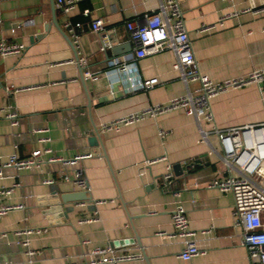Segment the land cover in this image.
Listing matches in <instances>:
<instances>
[{"label":"crops","instance_id":"1","mask_svg":"<svg viewBox=\"0 0 264 264\" xmlns=\"http://www.w3.org/2000/svg\"><path fill=\"white\" fill-rule=\"evenodd\" d=\"M178 1L203 74L221 82L264 70V0ZM159 3L83 0L70 15L73 23L81 24L74 43L55 0H0V36L26 47L21 56L0 58V163L15 153L30 158L45 136L51 141L43 146L54 156L70 160L94 154L77 166L50 163L49 155L33 169L0 165V188L20 184L0 206H24L0 217V264H27L18 243V232L26 228L46 230L31 238L32 248L41 252L34 259L37 264H82L84 254L95 247L141 253L139 243L150 264H251L235 223L234 195L208 188L229 172L218 153L201 141L192 116L173 111L126 126L120 133L102 131L103 124L187 92L173 70L174 54L165 51L137 62L136 78L159 80L146 91L129 92L117 73L102 74L96 82L81 78V68L104 72L108 60L130 57L134 47L125 22L156 11ZM98 18L105 22V33L91 29ZM66 36L86 66L75 61ZM10 86L19 91L8 94ZM7 106L18 113L17 126L5 117ZM211 106L220 130L263 124L264 79L219 94ZM94 125L107 158L100 144H90ZM205 128L212 130L213 124ZM36 129L48 132L37 134ZM210 144L219 149L216 134L210 135ZM168 165L175 175L172 191L162 186ZM77 167L85 172L91 199L61 205L63 194L81 191L72 181ZM49 179L54 182L44 184ZM178 202L186 209L201 250L189 262L180 258L184 240L174 236L171 220ZM53 205L56 212L50 209ZM93 217L97 220L84 222Z\"/></svg>","mask_w":264,"mask_h":264},{"label":"built area","instance_id":"2","mask_svg":"<svg viewBox=\"0 0 264 264\" xmlns=\"http://www.w3.org/2000/svg\"><path fill=\"white\" fill-rule=\"evenodd\" d=\"M63 13L64 27L70 34L74 43L78 40L80 23H73L71 13L83 0H55ZM159 7L152 13H146L140 19H130L125 22V27L133 44V53L125 59L108 60L105 71L86 70L84 78L96 82L102 74L111 75L117 73L122 81L127 84L129 92L146 91L159 83L158 78L141 81L136 78L137 62L148 56L170 51L175 56L173 70L178 78L187 85V92L177 98H173L167 104H160L146 108L141 112L118 118L102 125V131L120 133L126 126L134 125L147 118L159 116L173 111H183L192 116L197 123L200 139L209 144L212 151L217 152L221 161L229 172L226 178H216L208 184V188L219 189L221 192H231L235 199V223L242 232V244L247 249L251 258V264H264V123L238 128L220 130L215 124L211 101L213 98L230 89H240L264 79V70L251 74L228 79L221 82L211 80L200 70L196 59L193 44L187 31L184 15L178 0H159ZM264 11V8L263 10ZM89 13L88 11L86 12ZM93 32L105 33V22L102 18L92 21ZM15 29L12 30L14 34ZM107 46L101 48L106 50ZM26 47L22 43H9L0 36V58L7 56H21ZM78 64L86 66L84 58L79 59ZM190 85H195L191 88ZM8 94L18 92L19 89L10 86L6 89ZM5 117L14 126L19 124L18 113L11 106L3 108ZM205 124H213L212 130H207ZM37 134L48 132L46 129H36ZM216 134L219 139V149L210 144V135ZM166 132L161 131L160 136L166 137ZM48 136L39 138L40 147L34 150L30 158H20L18 154H12L8 160L1 162L3 168L33 169L42 163V156L49 155L50 163H62L66 166H77L79 161L90 159L93 153L78 154L73 159L52 155V150L44 147L50 142ZM160 160V159H159ZM159 160H154L158 162ZM1 173V172H0ZM73 183L81 190L88 191V182L85 172L76 168L72 177ZM52 179L45 180L44 184L50 185ZM175 175L172 165L167 166L163 175V188L172 191L175 187ZM14 183L10 188H0V202L10 196L14 189L19 187ZM175 195L179 193L174 192ZM23 205L0 206V217L9 210L23 208ZM96 218L86 219L84 222L92 223ZM171 220L174 228V236L184 240V247L180 254L183 261L189 262L201 253L195 240L196 232L191 229L185 207L178 202L171 212ZM46 230L40 228H26L18 232V243L24 250L27 264H37L34 259L41 254L34 250L31 238L40 235ZM86 243V242H85ZM143 259L142 254L129 249H116L112 246L95 247L84 254L82 264H137ZM69 264H78L70 262Z\"/></svg>","mask_w":264,"mask_h":264},{"label":"water","instance_id":"3","mask_svg":"<svg viewBox=\"0 0 264 264\" xmlns=\"http://www.w3.org/2000/svg\"><path fill=\"white\" fill-rule=\"evenodd\" d=\"M56 23L57 22L55 21L54 24H56ZM45 30H47V27L45 28ZM67 39H68V37H67ZM68 40H69V42H70V44H71V46H72V48L74 50L75 61L78 62L79 61V56H78L77 50H76L75 46L73 45V42L70 41V39H68ZM113 52H115V51H113ZM81 78H82L83 81H85L82 68H81ZM88 108L91 109V103L89 104ZM89 141H90V144H92V145L100 144V146L102 147L103 152H104V157L107 158V154L105 152V148H104V145H103V142H102V139H101L100 130L95 125L93 126V133L91 134V138H90ZM179 168H180V165H176L175 166V169H179ZM88 194H89L88 191H79V192L63 194L61 196V205H65V204L70 203V202L80 203V202L88 201V200L91 199ZM50 209H51L52 212H56V206L53 205V206H51ZM139 246L141 248V254L143 256V259L140 262H138L137 264H150L146 254H145V251L142 248V246L140 245V243H139Z\"/></svg>","mask_w":264,"mask_h":264}]
</instances>
